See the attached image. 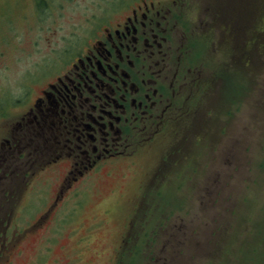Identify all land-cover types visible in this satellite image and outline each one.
Listing matches in <instances>:
<instances>
[{"label": "rangeland", "instance_id": "1", "mask_svg": "<svg viewBox=\"0 0 264 264\" xmlns=\"http://www.w3.org/2000/svg\"><path fill=\"white\" fill-rule=\"evenodd\" d=\"M105 1L0 0V134L25 94L36 93L56 69L55 62L47 68L52 48L79 36ZM236 3L238 18L254 16L243 30L248 38L247 30L263 23L264 0ZM239 44L236 64L224 73L216 120L206 104L188 130L202 141L191 138L180 156L161 160L170 141L147 150L48 215L55 176L37 174L27 186L0 183V264L138 262L123 250L134 252L127 240L139 234L140 264H264V48L252 51L249 44L246 52ZM3 191L12 194L2 197Z\"/></svg>", "mask_w": 264, "mask_h": 264}, {"label": "flooded vegetation", "instance_id": "2", "mask_svg": "<svg viewBox=\"0 0 264 264\" xmlns=\"http://www.w3.org/2000/svg\"><path fill=\"white\" fill-rule=\"evenodd\" d=\"M236 1L98 2L80 35L52 48L55 60L47 68L57 65L49 78L2 125L0 183L27 186L37 174L55 176L48 215L147 150L170 141L161 159L167 161L191 138L201 143L188 130L206 104L216 120L224 73L239 42L248 51L257 32L251 26L243 38L254 16L238 18Z\"/></svg>", "mask_w": 264, "mask_h": 264}, {"label": "trees", "instance_id": "3", "mask_svg": "<svg viewBox=\"0 0 264 264\" xmlns=\"http://www.w3.org/2000/svg\"><path fill=\"white\" fill-rule=\"evenodd\" d=\"M261 28H264V27H262L260 24H259V26H255V29L254 30H256L257 29V32H255L254 33V35H253V37H252V42L250 43L251 44V48H252V51L253 50H255L256 49V51L257 52H259L260 50H261V48H264V30H262ZM249 44V43H248ZM248 47H249V45H248ZM260 49V50H259ZM248 51H250V49L248 50ZM247 51V52H248ZM256 51H254L252 54H255V53H257ZM249 54H251V52H249V53H246L245 52V54H244V57L246 58V60L248 61L249 60V58H250V55ZM237 59V58H236ZM239 60V59H238ZM261 60H262V62L261 63H263L264 62V58H261ZM234 64V63H233ZM233 64L230 66V68L233 66ZM235 64H236V60H235ZM246 66L248 67V69H249V71L251 72V78H250V80H252L254 77H252V75H253V69H252V63H250V62H248L247 64H246ZM249 72V73H250ZM263 72H264V69H263ZM262 80H264V76H263V79ZM234 86H236V83L234 84ZM235 90L233 91L234 93L235 92H237V95H238V90H236L237 89V87H233ZM149 216V215H148ZM149 222V217H148V221H146V222H144V224H142L141 225V227H144V226H146V224ZM156 223V222H155ZM260 227L262 228V233H264L263 232V227L260 225ZM148 227L146 226L145 227V229H147ZM157 228V227H156ZM151 229V228H150ZM153 234H155V233H153ZM140 235H142V234H139V235H132L133 237L132 238H130V240H127V241H134L133 243H134V245H133V247L132 248H136L135 250H134V252H131L132 250L131 249H124L123 250V255H127V258H132V257H134L137 261H138V258H139V261H141V259H142V257L140 258L139 257V254H140V251H139V249L137 248V246L139 245L140 246V240H138L137 241V237H139ZM149 236V240H150V234L148 235V234H146V236L145 237H148ZM262 240H264V235H263V239ZM135 241H137V242H135ZM128 243V242H127ZM122 259H125V257L123 256V258ZM131 262V263H129L128 261L126 262V263H123V264H140V262Z\"/></svg>", "mask_w": 264, "mask_h": 264}]
</instances>
